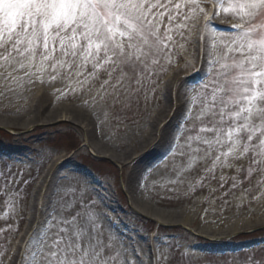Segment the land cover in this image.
<instances>
[{"label":"snow or ice","instance_id":"snow-or-ice-1","mask_svg":"<svg viewBox=\"0 0 264 264\" xmlns=\"http://www.w3.org/2000/svg\"><path fill=\"white\" fill-rule=\"evenodd\" d=\"M195 8L197 0H0V60L14 61L26 75L38 68L41 78L75 79L81 91L99 85L102 99L138 96L163 70L174 37L186 39L195 28ZM223 11L238 23L213 39L196 114L186 107L173 132L183 143L179 149L172 144L170 152L205 166L201 186L216 179L217 168L244 172L243 180L221 174L220 187L231 179L235 189L264 165V0H231ZM244 159L247 168L238 163ZM5 167L0 178L16 184L20 173ZM90 186L80 178L57 188V207L29 234L22 260L115 264L111 219L100 211L99 194L89 195ZM11 227L0 232L7 237Z\"/></svg>","mask_w":264,"mask_h":264},{"label":"rangeland","instance_id":"rangeland-1","mask_svg":"<svg viewBox=\"0 0 264 264\" xmlns=\"http://www.w3.org/2000/svg\"><path fill=\"white\" fill-rule=\"evenodd\" d=\"M230 1L213 0V8L227 7ZM193 15L198 19L199 14L196 15L194 11ZM230 15L231 17L221 15L219 18L229 26L216 29L223 31L222 33L230 31L232 26L238 23L231 12ZM198 21H195L193 30L186 32V39L174 37L172 53L162 61L163 70L157 69L158 75L149 82V86L140 91L138 96L132 94L130 97H121L118 101L111 97L102 99V93L98 91L99 85L94 86L91 91H81L75 79L53 80L47 73L41 78L38 68L27 69L26 75L25 70L20 69L14 61L0 60V72L3 76L8 78L15 75L17 80L16 87H9L7 80L3 83L6 87L0 90L5 107L10 109L8 112H24L23 115L30 117L26 99L38 89L59 95L57 100H53L56 110L53 115L46 114V118L32 119L23 125V129L10 130L0 127V173L6 171L5 166L8 164H11L13 172L20 173L17 176L18 182L14 185H8L6 180L0 178V228L7 229L12 225L7 237L4 232H0L2 264H28L30 256L27 260L21 259L24 242L29 234L48 218L53 208L57 207V188L73 184L74 180L80 178H86L90 182L89 195L98 193L103 199L100 211L110 217L113 238L116 241V251L113 254L115 264H125V261L128 264H264V243L252 248H241L247 243L264 238V183L261 182L264 181V165L257 168L246 182H238L235 189L231 187V179H228L223 187L227 192L223 193L222 200L214 201L212 205H204V195L200 189L197 191L196 179L187 172L190 164L181 165L183 167L179 170L173 167L183 162L176 158L180 157L179 151L170 152V148L172 144H176L179 149L182 140L176 141L173 137L158 154H155L156 149H152L157 146L154 142L149 149L136 151V157L132 161L124 154L142 130L152 135L154 127L158 125L161 131L173 134L184 121L183 115L170 118H158V115H155L164 108L163 100L167 95V92H164L165 78L170 81L171 76H175L177 82H174L173 91L176 98L179 95L180 99H183L179 90L180 84L196 88L192 92L195 98L202 93L199 85L203 77L200 74H205L207 70L204 64H198L201 72L197 71L198 68L194 70L191 67H187L184 72L179 69L182 63L181 52H190L191 46L188 45L187 39L195 34ZM202 43L199 42L198 45ZM205 44L209 45L208 41H205ZM204 48L206 49L205 46ZM13 92L20 94L18 101L11 94ZM63 102L73 105L63 106ZM69 109L73 112H76L75 109L79 110L86 120L72 117ZM195 113L193 109L191 116L194 117ZM61 117H68L82 126L61 122ZM93 119L96 125L90 123ZM187 123L190 124L191 119ZM93 126H102V141L116 144L118 150L111 152L112 150L108 151L95 144L91 133ZM119 128L123 130L120 131ZM100 153L113 156L116 161L100 157ZM166 155L173 156V159L170 158L168 163L164 164ZM132 162L134 163L131 164ZM136 163L138 166L140 164L141 168L137 169ZM239 165L247 168V159L241 160ZM170 167L176 170V174L180 171L186 179L175 183L167 182L164 176L150 177V182L152 179L156 182L153 191L159 190L162 193H149L150 198L147 199V202H151L149 205L155 206L156 202H163L167 189H173L167 191L176 194L174 204L167 208V211H178V214L176 213L174 220L164 215L163 219L176 221L178 224L167 226L135 211L141 209L156 214L153 206L147 203L145 205L136 198L133 188L141 169L146 168L144 175L148 176L146 173L150 171L155 174L159 171L160 175L163 172L161 170H165L167 174L170 169L166 168ZM216 172L219 180L221 174L225 177L238 175L240 180L244 178V172L237 173L235 168H225L222 173L217 169ZM61 175H67L69 179L61 180ZM218 184L220 185V181ZM215 187V184L208 186L211 190ZM184 193L194 195L184 197ZM67 198L71 199V196ZM216 208L226 210L219 225L222 237L208 238L204 236L206 233L201 217L208 215L210 209ZM163 209L160 210L165 211ZM187 209H194L198 213L200 217L193 215L198 219L196 222L185 221V217H179L180 213ZM105 226L107 227V221ZM120 242L124 243L127 249L121 247ZM181 247L182 252L178 249Z\"/></svg>","mask_w":264,"mask_h":264},{"label":"bare ground","instance_id":"bare-ground-1","mask_svg":"<svg viewBox=\"0 0 264 264\" xmlns=\"http://www.w3.org/2000/svg\"><path fill=\"white\" fill-rule=\"evenodd\" d=\"M213 0H197V4L199 5V8H195V12L196 15L199 14L198 19L199 20L197 25H196V32L194 35L190 36L187 39V43L188 45L191 46L190 52H181L182 54V63L177 66V68L179 67L180 70H182L183 72L186 71L187 67H191L194 70L201 72V69L198 67V64H200V66H202V64H204V68L209 67L208 61L210 59L209 57V52L212 48V42L213 39L218 37L221 34H227V33H222L223 31H219L220 28H224L226 26H229L226 21H221L219 20L220 16H224L225 17H231L230 13L229 14H225L223 9L226 7L224 6V8L220 9V8H213L214 4L212 2ZM231 2V1H230ZM229 3V2H228ZM210 4V6L208 5ZM207 5V6H206ZM206 6V7H205ZM233 17V16H232ZM210 20V25L206 26V21ZM217 27H219V29H216ZM201 37H203V40H201ZM203 41V43H202ZM208 41L209 45H204V42ZM202 43V45H198V43ZM196 46V47H195ZM204 46L206 47V49L204 48ZM202 62V64H201ZM1 71V68H0ZM189 72V69H188ZM187 72V73H188ZM15 74V73H14ZM199 73H197L198 75ZM201 76H204L203 74H200ZM198 75V76H200ZM174 79V80H173ZM186 79V78H184ZM9 81V87L14 88L17 86V80L15 79V75H13L12 77H5L3 76V74L0 72V90H2V87H6L3 85V83L5 81ZM169 82V85H168ZM174 82L176 83L177 81L175 80V76H171L170 81L165 78L164 79V85H166V87L164 88V92H167V95L164 97L163 100V104H164V108L163 111H161L160 113L158 112L155 115H158L164 118H170V117H180L181 115H183L186 112V107H191L192 110L194 109V113L197 111V104H198V100L193 96V91L196 90V88L193 87H186L183 84H180V94L182 95L183 99H180V96L178 95V98H176V94L173 91V85ZM168 85V86H167ZM166 88H168L169 90H166ZM163 91V90H162ZM13 94L14 98L16 101L19 100L20 94L17 92H13L11 93ZM161 95V93H160ZM163 95V93H162ZM59 98V95L57 93L54 94H49L47 91H44V89H38L36 91H34L31 95L27 96V103L29 104V113L31 116L30 117H26L27 115H23L24 112H8L10 111L9 107L6 106L5 107V102H3L4 99H2V97H0V127H4L6 129H10V130H14V129H23V125L27 122H30L33 120H37L39 118H46L47 115L51 116L54 114L55 110V106H53V100H57ZM71 99V97H70ZM68 99V100H70ZM63 106H72L73 104L67 103V102H63L62 103ZM76 112H73L72 109H69V114L73 117H75L76 119H80L82 118L83 120L85 119V115L81 114L79 112V110L75 109ZM115 112V111H114ZM47 114V115H46ZM196 114V113H195ZM61 122H67L69 124H75L79 127H81L82 125L78 122H73L72 120L68 119V117H61L59 119ZM90 123L95 124V119L92 120V122L90 121ZM103 127H95L93 126L91 129V133H92V138H93V142L99 146H101L102 148L108 150V151H115L118 150L117 149V145L113 144V143H106L102 141L101 138V131H102ZM120 131L123 130V128H119ZM125 129V128H124ZM108 130V129H107ZM154 132V133H153ZM153 134H149L148 131L146 130H142V133L134 138V140L131 142L130 144V149L128 150V152H125V156L130 158V161H132L133 158L136 157V151L138 152H143L147 149H149L151 146H153L154 142L157 146L152 147V149H156L155 154H158L162 151L163 148H165V146L167 145V142H169V140L173 139V134L169 133V132H164L163 130L161 131V129H159L158 125H156L154 127L153 130ZM101 155L100 157L103 158H109L113 161H116L115 157L110 156V155H106V154H99ZM167 156V155H166ZM171 157L173 156H167L165 158V162L164 164H167V160H169ZM179 158L178 161L183 162L182 164H180V162L176 165H174L173 167L176 168V170L181 169L185 163L186 164H190V167H188L187 172L189 173V176L193 177L196 179L195 181V185L198 187L197 191L200 189V192L203 193V198H202V202L205 205L206 203H209V205H212V203L215 201H221L222 198L224 197L223 193L227 192V189H223L220 187V185L218 184V182L220 181L217 177H218V172H216V179L215 180H208L206 183L203 184V186H201V184L198 182L200 177L205 175L204 172V165L201 164V162L199 161H191L190 157L185 155V156H181L180 157H176ZM173 159V158H171ZM182 159V160H181ZM118 162V161H117ZM241 162V161H239ZM238 162V163H239ZM134 162H132L131 164H133ZM141 163V162H140ZM181 165H183L181 167ZM136 168L139 169L138 167L141 168L140 164L138 166V164H135ZM161 167V165L159 166ZM158 168V167H157ZM156 169V168H155ZM160 169V168H159ZM166 169H170V171H168L167 174H165V170H161L163 171L160 175L159 171L155 174L154 171H150L147 172L146 175H144L146 168L141 169L142 171L140 172L139 178L136 181L135 184V188H133L135 195L137 196L136 198L139 201H143L146 205V203L149 205L151 204V202H147L150 198V194L152 193L153 195H157L159 193H162L159 190H154V184H156V182L154 181V179L151 180V182L149 181L150 177H160V176H164V179H166L167 182H175V183H180L182 181H184V179H186L181 173L180 171L178 172V174H176V170L174 168H166ZM219 169V168H217ZM160 171V172H161ZM143 174V175H142ZM154 177V178H155ZM211 184H215L216 187L211 190L208 188L209 185ZM221 189L223 190V192H221ZM165 198L162 199L163 202H156L157 204H155V206L153 205H149V206H153V210L156 212V214H152L149 212H145L141 209H137L135 211H137V213H139L140 215H143L147 218H150L152 220H155L161 224L167 225V226H171V225H177L178 223L176 221H170V220H165L163 219V215L172 218L173 220L175 219L176 215L178 214V211H167V208L172 207L173 200L176 197L175 193H170L165 191L164 193ZM194 195V193H191L190 195L187 193H184V197L187 196H192ZM164 208L163 210L165 211H161L160 209ZM210 212L208 213V215H205L203 217H201V221H202V226H204L205 228V237L208 238H220L222 237L220 234V231H222L221 227L219 226L221 224V217L224 216L226 214V210L224 209H220V208H216V209H210ZM177 213V214H176ZM196 215L198 217H200L198 215V213L196 211H194V209L192 210H183V212L180 213V218L181 217H185V221H192L193 223L196 222L198 219L193 216ZM210 218V219H209ZM212 232V234H211ZM200 233V232H199ZM119 240V239H118ZM120 241V240H119ZM121 243V242H120ZM123 245H125L123 243ZM181 246V245H179ZM127 249V246L124 247ZM180 249V251L182 252L183 247L178 248Z\"/></svg>","mask_w":264,"mask_h":264}]
</instances>
